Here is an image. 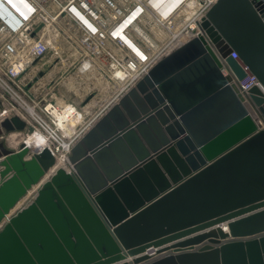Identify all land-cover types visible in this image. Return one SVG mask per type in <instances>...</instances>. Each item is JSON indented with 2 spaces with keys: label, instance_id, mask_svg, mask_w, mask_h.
Here are the masks:
<instances>
[{
  "label": "water",
  "instance_id": "water-1",
  "mask_svg": "<svg viewBox=\"0 0 264 264\" xmlns=\"http://www.w3.org/2000/svg\"><path fill=\"white\" fill-rule=\"evenodd\" d=\"M199 26L93 121L69 170L0 140V264H264V93L238 86L244 64L264 87V0H217ZM27 127L0 117L1 138Z\"/></svg>",
  "mask_w": 264,
  "mask_h": 264
},
{
  "label": "built area",
  "instance_id": "built-area-1",
  "mask_svg": "<svg viewBox=\"0 0 264 264\" xmlns=\"http://www.w3.org/2000/svg\"><path fill=\"white\" fill-rule=\"evenodd\" d=\"M216 1L0 0V95L4 92L12 105L10 110L1 111L0 117L19 114L27 121L28 126H33V134L41 133L45 136L55 157H67V163L63 167L69 170L71 164L68 156L72 146L95 119L81 129V122L77 123L74 132L66 135L65 129L72 127L74 117H84V111L76 104L71 102L64 106L42 101L38 107H33L34 112H30L29 107L32 106L22 99L20 77L34 61L42 59L52 46L45 28L37 30L39 22L44 21L49 26L62 16L70 19L81 31L83 41L92 46L95 53L102 52L108 40L117 45L118 53H106L113 61V78L123 86L105 106L106 111L122 94L135 86L163 56L196 35H206L199 23ZM47 3L53 4L55 10H49ZM155 26L160 30L155 31ZM158 38H163L162 44H159ZM231 55L240 61L236 52ZM85 62H89L86 64V70H89L91 62ZM242 66L247 75L238 81L240 90L248 92L257 85L264 93V87L258 78L247 66ZM223 72L226 75L232 73L226 65L223 66ZM56 110L64 114V126L59 124ZM64 141L69 144L67 150L62 147ZM149 253L158 255L154 249Z\"/></svg>",
  "mask_w": 264,
  "mask_h": 264
},
{
  "label": "rangeland",
  "instance_id": "rangeland-1",
  "mask_svg": "<svg viewBox=\"0 0 264 264\" xmlns=\"http://www.w3.org/2000/svg\"><path fill=\"white\" fill-rule=\"evenodd\" d=\"M47 4L49 10H55L53 4ZM47 24L40 21L37 30H43L46 27V34L52 41V46L42 59L34 61L20 77L21 96L32 107H38L42 101L72 102L81 110L88 100L94 98L96 102L91 108L86 109L84 120L79 125L81 129L94 119L99 118L97 116L123 86L121 82L113 78L111 68L113 61L106 53L107 51L118 53L117 45L108 40L102 52L95 53L92 46L83 41L81 31L70 19L62 16L57 22H53L49 26ZM154 29L155 31L160 30L157 26ZM163 41V38H158L159 44H162ZM87 60L91 62V69L82 71L83 63ZM77 120L73 119L74 122ZM74 122L75 126L77 123ZM33 132V126H28L25 131L21 132L22 135H19L20 132L4 134L0 140L3 139L8 147L16 149L22 141L26 140L25 137L33 135ZM59 158L60 155H57L56 166ZM33 191L34 189L19 203L17 209L27 205L33 199L35 194Z\"/></svg>",
  "mask_w": 264,
  "mask_h": 264
},
{
  "label": "bare ground",
  "instance_id": "bare-ground-1",
  "mask_svg": "<svg viewBox=\"0 0 264 264\" xmlns=\"http://www.w3.org/2000/svg\"><path fill=\"white\" fill-rule=\"evenodd\" d=\"M46 28V27H45ZM50 31V30H49ZM56 32V31H55ZM49 35H50V33H49ZM53 35V34H52ZM50 37V36H49ZM54 39V38H53ZM56 39V38H55ZM89 63V62H88ZM88 63H84V66L82 67V71H86V64H88ZM91 69V68H90ZM1 95L4 97V98H6L5 97V94H4V92H1ZM60 101V100H59ZM65 103V102H64ZM16 105V104H15ZM60 105H62V104H60ZM65 105H67V102L64 104V106ZM29 110H30V112H34L35 111V109L33 108V107H29ZM55 114H56V116H57V118H58V120H59V124L61 125V126H64V123H63V120H64V114L63 113H61V112H59L58 110H56L55 111ZM75 118H77L78 120L77 121H73L75 124L76 123H79V122H81V121H83L84 119H83V115H81V116H78V115H76L75 117H74V119ZM76 120V119H75ZM74 124L72 123V127H69V128H67V129H65V133H66V135H71L73 132H74ZM25 137V136H24ZM26 138V140H25V142L28 144V145H30L32 148H34V149H38L39 151H44L45 149H49L51 152H52V154L53 155H55V153H54V151H53V149H52V147H51V145L49 144V142L46 140V138H45V136L43 135V134H41V133H35V134H33V135H29L28 137H25ZM15 141V140H14ZM69 144L66 142V141H64V142H62V147L64 148V150H67L68 148H69V146H68ZM66 159H67V157L65 156V155H62L60 158H59V160H58V164H57V167H58V165H65L66 163H67V161H66ZM216 227V226H215ZM221 227H222V230L225 232V233H227V232H229V228H228V226L227 225H225V224H222L221 225Z\"/></svg>",
  "mask_w": 264,
  "mask_h": 264
},
{
  "label": "crops",
  "instance_id": "crops-1",
  "mask_svg": "<svg viewBox=\"0 0 264 264\" xmlns=\"http://www.w3.org/2000/svg\"><path fill=\"white\" fill-rule=\"evenodd\" d=\"M1 99H2V103L0 105V112L3 111V110H10L12 108V105H11V102L9 100H7L6 98H4L3 96H1ZM96 102L93 98V100H88V102H86L83 106V109L82 111H84V115H86V109H89L91 108V106H93V103ZM66 103V102H65ZM64 102L60 103V102H57L56 104L60 105H64L65 104ZM104 104L106 103V101L104 100L103 102ZM102 103V106H104V104ZM101 106V107H102ZM85 109V110H84ZM101 109V108H100ZM77 120V118H75ZM74 119V120H75ZM25 133V132H24ZM19 135H22V133L20 132Z\"/></svg>",
  "mask_w": 264,
  "mask_h": 264
}]
</instances>
